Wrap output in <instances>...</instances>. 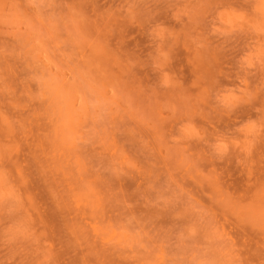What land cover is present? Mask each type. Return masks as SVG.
<instances>
[{
  "label": "rangeland",
  "instance_id": "obj_1",
  "mask_svg": "<svg viewBox=\"0 0 264 264\" xmlns=\"http://www.w3.org/2000/svg\"><path fill=\"white\" fill-rule=\"evenodd\" d=\"M0 264H264V0H0Z\"/></svg>",
  "mask_w": 264,
  "mask_h": 264
}]
</instances>
